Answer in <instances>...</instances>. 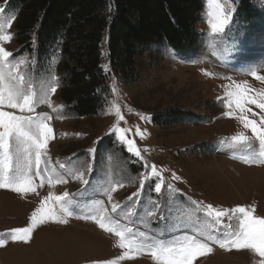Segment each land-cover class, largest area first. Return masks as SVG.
<instances>
[{
	"label": "rangeland",
	"instance_id": "rangeland-1",
	"mask_svg": "<svg viewBox=\"0 0 264 264\" xmlns=\"http://www.w3.org/2000/svg\"><path fill=\"white\" fill-rule=\"evenodd\" d=\"M203 1L205 10L197 26L201 35L199 47L188 56H180L175 52L179 60L165 54L164 50L169 48L165 45L144 51L138 57L139 77L134 83L127 84L110 70L107 71L110 74L111 91L97 115L78 118L68 113L61 100L59 86L51 99L54 106L63 107L52 115L62 118L51 121L54 139L49 142L48 152L54 161L67 162L69 158H78L75 167L79 168L90 160L92 154L89 149L95 148V170L91 173V184L96 186L99 193L109 180L113 183L122 182L124 186L112 193L113 202L122 205L129 203L127 197L138 190L139 180L147 171L145 164H154L163 170L165 184H171L176 190L174 194L163 192L161 202L169 195H175L178 202L188 205L181 209L182 214H192L193 221H196L197 216L190 201L212 204L222 209L255 207L254 214L264 217V164L243 163L247 154L245 149L230 146L233 135L244 132L251 136V132L244 129L238 119L227 118L224 114L229 110L218 100V97H224L225 86L233 81H247L256 91L264 90V83L248 74L250 68L264 64V48L259 43H249L244 52H229L231 41H214L210 35H206L210 33V28L205 18L206 0ZM251 3L264 13V0H251ZM10 4L11 0H0V7L6 6L8 11L11 10ZM16 21L17 17L8 30L13 39L3 46L14 57L26 55L31 60L35 56L37 61L36 43L32 51H20L16 39ZM261 24L255 25L254 29L252 26L243 28L240 25L239 38L243 39L245 30L258 35ZM106 48L107 42L102 48L103 68L104 65L109 66ZM55 65L51 63L54 71ZM47 69L39 67L37 62L34 70L29 64L24 71L32 72L34 77L37 73L46 77ZM205 72L212 75H205ZM257 72L258 75H264V66L259 67ZM112 77L116 81L115 92ZM117 107L124 117L119 122L115 112ZM249 107L257 115L247 113L248 118L259 122V117L264 113L255 106ZM37 110L51 112L46 106ZM176 112H181L183 116L170 121L165 118ZM234 115L240 113L234 112ZM142 116L146 119H142ZM117 126L132 130L130 138L136 141L143 159H137L118 143L117 136L112 134ZM137 128L143 132V138L134 135ZM104 139L108 140L104 142ZM221 141L224 143L221 144ZM257 145L258 142L253 141V149L250 151H258ZM233 154L236 158H230ZM102 159L105 161L103 164ZM173 173L180 180H173ZM35 183L39 184V180ZM151 183L146 182L138 207L145 204L151 207L149 197H156L154 192L148 191ZM81 188L79 181L72 180L68 184L54 187L45 183L35 193H15L0 189V239L7 241L4 247H0V264H108L114 259L118 264H154L147 254L133 260L119 261L118 258L125 250L116 246L118 238L102 231L90 220L76 218L82 212L95 210L97 206L93 200H107L99 194L77 197L84 203L74 209V216L68 218L67 224H41L33 231L28 243L13 242L7 235L11 229L29 226L31 213L49 192L56 195L64 191L77 193ZM132 222L135 228L151 233L165 230L164 222L154 218L147 226L137 216L132 217ZM192 228L193 224L189 223L178 232L169 226L165 235L166 238L172 234L180 235L185 231L190 232ZM227 231L225 228V233ZM259 261L260 257L251 250L226 251L214 245L212 253L198 257L193 264H259Z\"/></svg>",
	"mask_w": 264,
	"mask_h": 264
},
{
	"label": "snow or ice",
	"instance_id": "snow-or-ice-1",
	"mask_svg": "<svg viewBox=\"0 0 264 264\" xmlns=\"http://www.w3.org/2000/svg\"><path fill=\"white\" fill-rule=\"evenodd\" d=\"M206 5L205 18L210 28V33L206 35H210L214 41H231L229 52H244L249 43H259L264 48V28L258 35H252L251 30H245L243 39L239 38L240 21L236 16L239 0H206ZM109 11L111 12V7ZM15 19L14 11H8L6 6L0 7V189L15 193H35L37 188L43 187L45 183L54 187L68 184L72 180L79 181L82 188L77 193L64 191L56 195L49 192L39 207L31 213L29 226L11 229L8 232L7 235L13 242L28 243L36 227L46 222L67 224L68 218L74 216V209H78L84 203L77 197L99 194L107 200H93L97 206L95 210L82 212L76 218L90 220L102 231L115 235L118 238L116 246L125 250L118 258L119 261L133 260L147 254L151 256L154 264H193L198 257L212 253L213 246L218 245L226 251L251 250L260 257L259 264H264V217L254 214L255 207L249 209L237 206L222 209L212 204L190 201L189 204L194 206L197 216L196 221H193L192 214H182L181 209L188 205L182 201L178 202L175 195H169L161 202L163 192L174 194L176 190L171 184H165L163 170L154 164H145L147 171L139 180L138 190L127 197L129 203L122 205L113 202L112 196V193L124 186L122 182L113 183L109 180L99 193L96 186L91 184V173L95 170V148L89 149L92 156L83 167H75L78 158L77 160L69 158L67 162L54 161L49 155L48 146L54 139L51 121L62 118L52 115L63 107L54 106L51 99L60 86L59 78L51 64L46 77L39 73L34 77L32 72H26L24 68L31 64L33 70L35 69L37 63L35 56L31 60L26 55L14 57L12 52L5 49L3 45L13 39L8 30ZM164 51L169 58L180 59L174 49L169 47ZM213 55L216 53L213 52ZM52 63H58L55 52ZM261 66L264 64L250 68L248 74L264 83V75H258L257 72ZM104 69L106 72L110 70L108 65H104ZM204 74L212 75L208 72ZM112 79L115 92L116 81L114 77ZM225 89L224 97H218V100L223 102V107L229 110L224 115L227 118L238 119L243 128L251 132V136L244 132L233 135L230 146L245 149L247 154L242 160L243 163L264 164V115L259 117V122L247 116V113L257 115L249 106H255L264 113V90L256 91L247 81L242 83L233 81L232 84L226 85ZM41 106L51 109V112L38 111ZM115 112L118 122L124 119L119 107ZM234 112H239L240 115L235 116ZM141 118L146 119L143 116ZM112 134L117 136L118 143L126 147L128 153L137 159H143L136 141L130 138L131 129L117 126ZM134 135L141 138L144 136L139 128ZM253 141L258 142V151H250L253 149ZM220 143L223 144L224 141ZM230 158L236 157L233 154ZM104 162L102 159L101 164ZM172 179L180 180V177L173 173ZM36 180H39V184L35 183ZM148 181L152 182L148 186V191L154 192L156 197H149L151 207L147 204L138 207ZM133 216L139 217L140 222L146 226L152 223L153 218L156 221H163L165 230L151 233L135 228ZM125 220L128 222L124 223ZM189 223L193 224L190 232L172 234L166 238L169 226L179 232ZM225 228L228 229L227 233ZM6 243V240L0 239V247H4ZM108 264H118V261L114 259Z\"/></svg>",
	"mask_w": 264,
	"mask_h": 264
},
{
	"label": "trees",
	"instance_id": "trees-1",
	"mask_svg": "<svg viewBox=\"0 0 264 264\" xmlns=\"http://www.w3.org/2000/svg\"><path fill=\"white\" fill-rule=\"evenodd\" d=\"M9 9L16 13L20 51H32L35 41L38 66L45 70L57 53L55 72L60 78L61 100L68 113L85 118L102 110L111 91L110 74L102 67L105 42L110 72L127 84L134 83L139 77L138 57L144 51L165 45L188 56L199 47L197 26L205 2L11 0ZM262 13L251 0H239L236 16L243 28L254 29L262 23L261 30ZM181 116L176 112L165 118L170 121Z\"/></svg>",
	"mask_w": 264,
	"mask_h": 264
}]
</instances>
